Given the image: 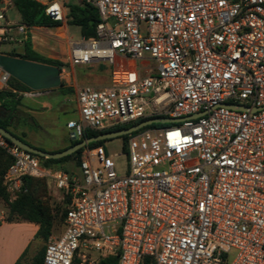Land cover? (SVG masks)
Here are the masks:
<instances>
[{
  "label": "built area",
  "instance_id": "1",
  "mask_svg": "<svg viewBox=\"0 0 264 264\" xmlns=\"http://www.w3.org/2000/svg\"><path fill=\"white\" fill-rule=\"evenodd\" d=\"M35 1L67 23V1ZM82 3L100 22L96 37L70 40V63L107 62L112 71L109 86L77 88L69 139L150 118L180 121L130 134L123 175L102 145L82 148L83 184L0 134L13 159L3 179L11 200L28 191L25 177L51 179L69 198L44 264L86 263L81 249L118 264H264V0ZM11 27L0 45L16 41ZM16 28L26 40L28 26ZM9 78L0 71V89Z\"/></svg>",
  "mask_w": 264,
  "mask_h": 264
},
{
  "label": "trees",
  "instance_id": "2",
  "mask_svg": "<svg viewBox=\"0 0 264 264\" xmlns=\"http://www.w3.org/2000/svg\"><path fill=\"white\" fill-rule=\"evenodd\" d=\"M3 1L4 0H0V6ZM13 6L20 15L21 23L28 26V28L39 27L54 29L63 24L59 21H54L49 16H47L44 7L35 0H13ZM99 22V13L93 6L85 3L69 6L67 23L79 27L82 37L86 39L96 37V27ZM6 54L12 57L56 66L60 68L61 73L63 69L67 67V64L62 61L48 58L34 51L32 48L31 37H28L24 41L23 51L21 53L12 51ZM59 89L65 94L75 93L73 88L66 87L64 81H62V86ZM31 91L33 90L13 77L9 78L7 88L0 89V126L27 144L29 143L22 136L16 134L12 127L14 121L16 120L19 107L22 105V93ZM145 120H139L128 125L116 126L102 131H93L88 129L84 132L83 138L81 140H70V144L67 148L80 143L84 139L92 138L103 133L115 132L130 128ZM159 126L164 127L163 124H153L151 126L145 127L144 129L158 128ZM122 138L126 143L129 135L123 136ZM103 142L104 141L90 143L88 146L93 148L102 145ZM82 152L83 149H80L78 152L61 159H45L39 156L37 157H39L42 165L46 168L63 169V164L68 162L70 159H75L76 164L80 166ZM12 162V157L0 147V199L4 201L7 207L6 220L8 222L27 221L37 224L39 226V230L36 235V239L44 242L47 246L53 237L56 222L60 217L61 220H65L67 209L60 210L58 208L52 207L51 198L49 197L47 184L44 179L25 177L24 184L28 191L26 193L19 194L15 200H11L6 187L3 185V179ZM64 170L69 173L67 169L64 168ZM63 197L67 206L69 198L65 194H63ZM46 246L37 252V254L33 257L31 264H44ZM75 261L74 263L78 264V260ZM15 264H29L27 260V253L24 254ZM100 264H118V259L117 257H109L103 259ZM144 264H153V261L150 258H145Z\"/></svg>",
  "mask_w": 264,
  "mask_h": 264
},
{
  "label": "rangeland",
  "instance_id": "3",
  "mask_svg": "<svg viewBox=\"0 0 264 264\" xmlns=\"http://www.w3.org/2000/svg\"><path fill=\"white\" fill-rule=\"evenodd\" d=\"M67 1V9L69 6L76 4H81V0H65ZM3 3L7 4L6 15L8 20L13 23H18L21 21L18 11L13 6V0H4ZM4 20H0L1 23H5ZM70 32V36L67 33V27ZM35 35V33L33 34ZM80 28L73 24H65L64 28L52 31H42L37 32L36 44L37 49L42 51L44 56L48 58L57 59L67 64L62 71V80L67 84L75 85L77 88L82 84H89L86 80L93 72L103 71V76H110L112 71V66L107 62H101L99 64H93L88 66H73L68 60V44L70 39L79 40L81 39ZM2 51L6 52L8 50H20V46L17 42H5L1 45ZM100 65V66H99ZM155 65V62H152ZM99 70V71H100ZM78 73V74H77ZM80 75V76H78ZM80 79V80H79ZM93 86V85H92ZM63 96L58 95L50 102V109L38 110L36 107L28 111L27 108H22L13 123V131L22 136L25 140H28L32 146L42 149L44 151H55V149H63V147H68L70 144V139L68 135L67 123L70 119L77 120L79 115L76 107V97L73 94H67L66 101L63 102ZM36 125H32L33 122ZM169 124H163L167 126ZM159 126L158 128H160ZM27 141V140H26ZM124 140L122 137L114 138L111 140H106L103 142L102 146L108 157H114L116 163V168L119 174L123 175L126 173L128 168V158L123 154ZM117 155V156H115ZM63 167L68 170L70 175L77 177L80 183L83 184L82 170L79 165L76 164L75 159H70L68 162L63 164ZM64 168H59L64 170ZM65 171V170H64ZM47 184L49 197L51 198V204L53 208H58L60 210L67 209L64 201L63 194L59 192L51 179H44ZM3 202H0V206L3 208ZM65 229L64 221L61 217L56 222L54 234L51 240L59 237ZM46 244L42 241L35 243L34 248L37 252L40 251ZM88 260L83 264H100L102 261L100 253L95 250H82ZM233 258V254L230 259ZM32 258L29 257L28 263L31 264ZM76 262V261H75ZM80 261H78V264ZM75 264V263H74Z\"/></svg>",
  "mask_w": 264,
  "mask_h": 264
},
{
  "label": "crops",
  "instance_id": "4",
  "mask_svg": "<svg viewBox=\"0 0 264 264\" xmlns=\"http://www.w3.org/2000/svg\"><path fill=\"white\" fill-rule=\"evenodd\" d=\"M81 2H82V0H81ZM73 5H76V4H73ZM11 8H14V7H11ZM66 8H67V3H66ZM7 9H9V8H7V5L4 6V3H2L0 6V13H2L5 16L6 21H5V23L0 22V33H2L4 31V27H6L7 24L12 25L10 34L16 40L14 42H17L18 45L20 46V50L12 49V50H8L6 52H3L2 48L0 46L1 54H3V55H7L6 53H10L12 51H15L17 53H21L23 51V43L25 41V40H23L24 36L22 34H20L16 28L17 25L22 24L21 21L18 23L10 22L8 20L7 15H6ZM68 11H69V9H67V12ZM2 20H4V19H2ZM64 26H65V23H63L61 26L54 28V29L39 28V27L29 28L27 31V38L31 37L33 50L42 54V51L37 49V47H39L36 44V40L38 38L37 32L59 30L61 28H64ZM66 27H67L66 31L70 36L68 26H66ZM34 33H35V35H33ZM70 40H72V38ZM19 41H22V42H19ZM67 51H68V56H69V44H68ZM68 60H70V57H68ZM91 65H93V64H91ZM100 69H101V67H99V70ZM99 70H98V72H93V74H91L86 80H84L89 84H82L80 86L93 85V86L99 87V88L109 86L111 75L110 76H103L102 75L103 71L102 70L99 71ZM78 76H80V75H78ZM62 81H64V80H62ZM65 84H66V87H71L75 90V93L73 95H75V97H76L77 87L75 85L67 84L66 82H65ZM58 95H61L64 97L63 102L66 101L67 94L61 92V90L59 88L53 89V90H45V91L24 92V93H22V105L19 107V111L22 108H27L26 110L28 113V111L31 110V108L33 109L34 107H36V109H38V110L50 109L51 108L50 102ZM75 102H76V107H77V111H78V115H79L77 97H76ZM70 120H73V119H70ZM36 124L37 123L35 121L32 123V125H36ZM26 140L28 142L29 139H26ZM66 148L67 147L65 146V147H63V149H55V151H50V152H60V151L65 150ZM1 201L2 200L0 199V202ZM2 202L4 205H3V208L0 206V264H15L26 253H27V260H29V257L33 259V257L37 254V250H36V248H34V245H35V243H39V241H40V240L36 239V235L38 233L39 226L35 223H31V222H27V221L8 222L6 220L7 207H6V204L4 203V201H2ZM1 218H3V220H1Z\"/></svg>",
  "mask_w": 264,
  "mask_h": 264
},
{
  "label": "water",
  "instance_id": "5",
  "mask_svg": "<svg viewBox=\"0 0 264 264\" xmlns=\"http://www.w3.org/2000/svg\"><path fill=\"white\" fill-rule=\"evenodd\" d=\"M0 71L8 74L10 77L15 78L33 91L53 90L62 86L61 70L60 68L52 65L0 54ZM242 109H245V107H242ZM179 121L180 119L172 118L148 119L130 128L115 132L103 133L92 138L84 139L80 143L60 152H47L36 148L17 138L15 135L1 126L0 134H2L12 144L36 156L45 159H61L78 152L80 149L87 147L90 143H96L130 135L153 124H173Z\"/></svg>",
  "mask_w": 264,
  "mask_h": 264
}]
</instances>
